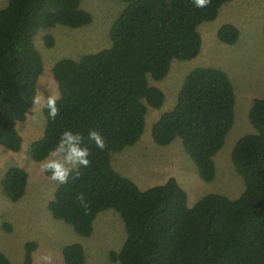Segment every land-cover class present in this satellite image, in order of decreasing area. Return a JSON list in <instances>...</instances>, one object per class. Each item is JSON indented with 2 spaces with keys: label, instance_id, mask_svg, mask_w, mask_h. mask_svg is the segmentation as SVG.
<instances>
[{
  "label": "trees",
  "instance_id": "1",
  "mask_svg": "<svg viewBox=\"0 0 264 264\" xmlns=\"http://www.w3.org/2000/svg\"><path fill=\"white\" fill-rule=\"evenodd\" d=\"M126 4L110 31L111 47L79 60L61 59L53 66L61 115L46 119L41 139L32 145V158L41 162L65 130L100 132L106 149L88 143L91 163L80 176L59 185L48 210L84 238L94 233L98 215L112 209L125 224L127 238L111 260L119 264H264V98L254 100L249 118L255 133L241 137L232 151V163L245 182L237 199L209 194L193 206L176 178L142 189L119 173L113 156L135 146L146 129L148 107L161 109L165 93L151 86L161 81L174 61L197 59L203 46L200 26L219 16L234 0H211L196 8L192 0H119ZM93 22L82 0H9L0 10V148L18 153L22 136L18 124L26 121L38 95L44 72L35 44L41 30L64 26L79 29ZM240 31L224 24L218 38L227 45L239 41ZM47 47L53 37L45 39ZM237 97L230 76L222 69L199 67L186 78L177 104L153 125L155 144L166 147L180 140L200 178L217 177L215 157L223 149L235 122ZM4 194L21 201L29 173L19 167L2 179ZM83 193L89 214L76 197ZM38 245H25L22 264H34ZM64 264H85L80 243L63 249ZM0 264H13L0 252Z\"/></svg>",
  "mask_w": 264,
  "mask_h": 264
},
{
  "label": "rangeland",
  "instance_id": "2",
  "mask_svg": "<svg viewBox=\"0 0 264 264\" xmlns=\"http://www.w3.org/2000/svg\"><path fill=\"white\" fill-rule=\"evenodd\" d=\"M8 1L0 0V10ZM82 7L93 16L90 25L79 29L56 26L41 30L35 38L44 63L38 92L45 99L51 94L59 95L53 78L56 62L65 58L79 60L111 47V28L126 4L119 0H82ZM228 23L240 31L239 41L235 45H227L218 38L219 29ZM199 31L203 39L200 56L191 61H174L169 74L161 81L150 78L151 86L165 93L166 102L161 109L148 107L146 129L141 140L135 146L126 148L124 153L114 155L116 169L127 174L142 189L176 178L188 193L191 206L212 193L235 200L245 190L244 179L232 163V151L241 137L255 133L249 113L254 100L264 98V0H234L227 3L220 10L218 18L203 23ZM48 35L53 37L52 47L46 45ZM199 67L224 70L234 84L237 97L234 126L225 146L215 157L217 177L212 183H205L200 178L196 165L180 140L161 147L152 138L153 125L163 114L174 109L184 81ZM43 107V101L34 105L26 121L18 124L23 139L20 152L0 148V252L13 264H22L25 245L35 242L38 248L34 252V264H43L41 257L44 255H51L53 264H64V247L80 243L85 248V264H119L111 260V254L120 252L127 233L118 212L109 209L100 213L94 224V233L84 238L77 235L70 225L53 218L48 210L59 185L49 180L48 174H41L40 162L32 158V145L42 138L45 131ZM13 167L29 173L27 193L19 202L11 201L4 194L1 184L7 171Z\"/></svg>",
  "mask_w": 264,
  "mask_h": 264
},
{
  "label": "clouds",
  "instance_id": "3",
  "mask_svg": "<svg viewBox=\"0 0 264 264\" xmlns=\"http://www.w3.org/2000/svg\"><path fill=\"white\" fill-rule=\"evenodd\" d=\"M196 8H206L211 4V0H192ZM33 97V104L39 105L41 101L48 109V118L56 120L61 115L60 107H58L59 95H50L47 99L43 94ZM35 112V108H34ZM33 118H35L33 116ZM94 143L95 147L100 151L106 149V141L99 131L92 129L87 133V137L81 132H73L68 129L60 133L57 144L48 152L47 156L40 162L39 172L48 174V179L58 185L66 184L71 177L73 180L80 176V169L90 166L91 151L86 144ZM78 204L84 209V214H89L90 208L87 198L83 193L76 197ZM43 264H53L51 255L41 257Z\"/></svg>",
  "mask_w": 264,
  "mask_h": 264
},
{
  "label": "crops",
  "instance_id": "4",
  "mask_svg": "<svg viewBox=\"0 0 264 264\" xmlns=\"http://www.w3.org/2000/svg\"><path fill=\"white\" fill-rule=\"evenodd\" d=\"M125 151H123L122 153H124ZM122 153H120V154H122ZM118 155V154H117ZM113 165H114V168L116 169V167H115V162H114V156H113ZM117 170V169H116ZM119 173H121L122 174V172H120L119 170H117ZM122 175H124V176H127V174H122ZM127 177H129V176H127ZM130 178V177H129ZM131 179V178H130ZM133 180V179H132ZM134 181V180H133ZM135 182V181H134ZM139 186V185H138ZM140 187V186H139ZM33 256H34V254H33ZM34 263H35V256H34Z\"/></svg>",
  "mask_w": 264,
  "mask_h": 264
}]
</instances>
